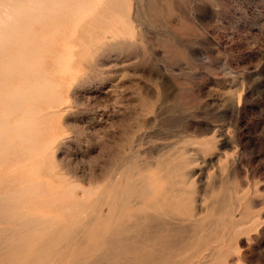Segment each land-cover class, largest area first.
<instances>
[{"label": "rangeland", "instance_id": "374dc122", "mask_svg": "<svg viewBox=\"0 0 264 264\" xmlns=\"http://www.w3.org/2000/svg\"><path fill=\"white\" fill-rule=\"evenodd\" d=\"M120 2L131 27L98 41L78 32L89 46L67 78L48 147L23 159L56 186L32 201L59 196L63 204L44 212L77 232L58 245L83 246L50 257L105 264V249L89 248L92 192L142 179L152 193L140 212L161 198V210L203 221L195 236L181 220L159 239L136 231L154 256L264 264V0ZM66 188L84 203L66 206Z\"/></svg>", "mask_w": 264, "mask_h": 264}, {"label": "bare ground", "instance_id": "6f19581e", "mask_svg": "<svg viewBox=\"0 0 264 264\" xmlns=\"http://www.w3.org/2000/svg\"><path fill=\"white\" fill-rule=\"evenodd\" d=\"M127 7L120 0H0V249L9 255L0 264H88L85 255L69 260L50 257L69 245L83 246L71 244L77 232L67 235L62 214L44 212L63 204L59 196L32 201L44 190L56 192V186L23 159L35 158L48 147L54 116L65 101L67 78L77 70L81 48L89 46L78 32L83 29L96 41L107 32L122 33V26L131 27ZM150 186L140 179L125 186L113 182L107 195L100 185L92 189L90 229L97 238L89 248H104L101 256L109 257L105 264L188 263L189 257L154 256L147 250L154 247L144 238L138 240L136 231L154 239L171 234L178 220L195 236L203 222L194 216L179 218L171 208L161 210V198L149 201L152 210L140 212L135 205L151 195ZM66 190L58 193L68 196L66 206L84 203ZM66 240L71 243L58 245ZM36 241L41 243L36 252L26 253ZM46 241L49 244L42 245Z\"/></svg>", "mask_w": 264, "mask_h": 264}]
</instances>
